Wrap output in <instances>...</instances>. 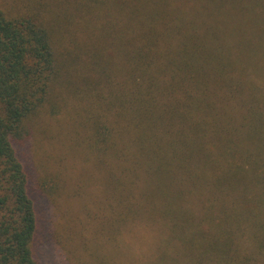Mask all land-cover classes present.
<instances>
[{"label":"trees","instance_id":"obj_1","mask_svg":"<svg viewBox=\"0 0 264 264\" xmlns=\"http://www.w3.org/2000/svg\"><path fill=\"white\" fill-rule=\"evenodd\" d=\"M63 111L153 264H264V0H0V264H37L16 146Z\"/></svg>","mask_w":264,"mask_h":264},{"label":"rangeland","instance_id":"obj_2","mask_svg":"<svg viewBox=\"0 0 264 264\" xmlns=\"http://www.w3.org/2000/svg\"><path fill=\"white\" fill-rule=\"evenodd\" d=\"M71 113L39 115L30 122V136L16 146L34 189L37 264H153L148 229L110 222L101 200L104 183L90 160L85 131ZM109 228L117 236L114 243L107 239Z\"/></svg>","mask_w":264,"mask_h":264}]
</instances>
